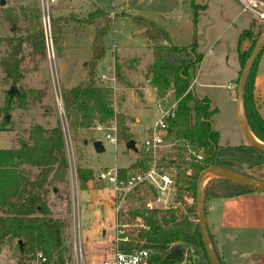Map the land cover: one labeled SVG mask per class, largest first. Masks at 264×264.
<instances>
[{
	"label": "trees",
	"instance_id": "obj_1",
	"mask_svg": "<svg viewBox=\"0 0 264 264\" xmlns=\"http://www.w3.org/2000/svg\"><path fill=\"white\" fill-rule=\"evenodd\" d=\"M197 13L198 8H195L194 23H196ZM98 14L104 16L101 10H96L93 16ZM2 20L14 31L12 37L6 38L5 54L0 53V68L5 73V80L16 85L24 73L23 64L26 56L33 61L47 58L40 10L38 7H27L22 8L18 13L13 8H2ZM62 21H68V19H53L56 45L61 32L59 23ZM134 21L137 26L146 29L145 34L152 45L154 62L147 68L146 79L157 91L160 101L166 100L169 96L173 101H177L176 118L171 122L170 130L176 146L173 157L167 160L177 161L175 166L181 172L178 178L181 184L178 188L179 192H192L196 202L200 173L213 166L225 168L215 160L219 148V133L213 128V116L216 109H211L209 100L199 99L189 90L203 55L197 52L196 38L191 46H177L172 42L169 33L155 22L139 17ZM257 23L253 24L251 30L244 31L239 36L240 71L237 83L264 32V22ZM109 30L108 23L96 32L87 76L76 87L62 92L63 101L69 127L76 136L80 131H88L96 124L115 120L117 139L129 142L132 137L128 135L125 118L118 114L113 106L114 90L100 83L99 65L106 57L107 48L104 37ZM244 42L249 43V48L246 50L242 48ZM261 54L254 63L245 87L244 109L252 133L264 143V119L254 99V80ZM116 68L119 70L120 66L116 64ZM117 78L120 77L117 76ZM16 98L24 102L26 93L21 91ZM13 101V98L8 95L7 113ZM6 122L5 119L4 123ZM188 148L201 154L202 160H197L194 155L189 154ZM255 152L263 153L258 149H255ZM184 160L187 161L185 166L181 164ZM142 166L143 162L139 160L134 165V169ZM27 168L38 170L34 179L27 174ZM188 169L192 172L189 176L186 175ZM68 171L66 142L60 123L51 129H45L39 124L34 125L29 132V142H21L18 149H0V211L2 213L0 253L5 246L15 244L23 257L32 255L34 258L38 253H42L48 261L54 257L57 264L66 263L67 249L64 239L66 223L64 219L54 216L47 196L49 188L68 184ZM125 174L126 171H121L122 176ZM243 175L264 182V179ZM77 176L80 189L88 190L89 182L94 180L93 170L79 167ZM216 180L229 185L231 190L220 192L216 191V187L212 188V191L206 189V201L211 198L234 197L258 192L223 179ZM193 211L197 212L196 206ZM142 213L141 209H137L130 214L136 218L142 216ZM150 213L158 221V225L140 231L130 238V242H120L119 251L134 253L144 248L151 252L150 261L153 264H178L183 259L167 260L166 256L175 246L183 244L189 248L190 264H199L200 259L203 260V264H211L201 236L199 222L193 229L181 224L177 209L167 212L151 210ZM218 260L220 264H223L220 258Z\"/></svg>",
	"mask_w": 264,
	"mask_h": 264
},
{
	"label": "rangeland",
	"instance_id": "obj_2",
	"mask_svg": "<svg viewBox=\"0 0 264 264\" xmlns=\"http://www.w3.org/2000/svg\"><path fill=\"white\" fill-rule=\"evenodd\" d=\"M6 2L7 5L4 8H13L18 13H20L22 8H32L38 5L37 0H6ZM2 8L0 6V53L4 55L7 49L6 38L13 36L14 29L10 28L2 20ZM96 10H101L104 16L100 14L93 16ZM178 14L175 0H143L142 3L139 0H72L65 7L55 9L54 18L68 19V21L59 23L61 32L58 36V45L55 44V58L49 60L47 57L46 60L33 61L26 56L23 64L24 73L20 82L16 85L5 80V73L0 68V149H17L21 142H29V132L34 125H55L60 118L55 94L58 89L65 91L61 83V65L74 70L82 59H87V68L91 58L92 43L98 29L108 23L110 25V30L104 37V43L107 48L106 57L103 61L105 64L113 60V47L115 46L119 53H124L131 57L139 56L142 61H149L152 53V50L148 48L150 45L149 40L145 33H137L141 28L135 23V18H145L157 23L166 22L172 18L176 19ZM54 32L53 26V36L55 35ZM116 51L114 52L118 54ZM133 61H136V58ZM56 68L58 78H56ZM79 68L85 69L81 65ZM71 73L73 74L74 71H71ZM101 85L103 86L104 84L101 83ZM12 86L17 87L18 94L21 91L25 92L26 98L24 102H21L16 98L18 94H14L12 97L14 101L9 107V113H7V96ZM115 88H113L114 92ZM234 90L235 87L232 86V92ZM220 94L223 110L216 118V122L217 127L222 129V137L219 138V148L215 160L227 165V169L231 171L264 179V167L253 171L250 168L264 159V153L254 155L253 148L247 144L242 134V129H240L235 99L228 97L227 90L220 92ZM165 102H173L171 96ZM114 105L115 98L113 96ZM231 110H234V117L230 118L228 114ZM7 116H9V120L6 119ZM5 119L7 120L6 123H4ZM84 136L87 135L84 134ZM175 143L173 136L169 134L166 138L165 146L160 149L157 155L156 161L159 164L167 166L165 164L166 159L173 157ZM67 145L70 146L69 142ZM104 145L106 148L105 152L90 157L94 162L93 166L97 175L101 169L114 166L118 154L122 158L124 157L122 156L121 146L115 147V144L109 140L104 141ZM67 152H71V149ZM73 152L75 166L78 169L82 166L79 161L78 150L74 145ZM139 155V160L143 163L146 160V156H149L143 150H139ZM131 162L132 160H128L127 164ZM118 165L120 167L125 166L126 162L119 160ZM26 170L31 179H34L38 173L35 168H27ZM70 172L72 170L69 165V176ZM96 177L94 176V180L90 181L93 185L91 190H81L80 187L79 190H76L75 194L79 196L78 200L76 197L75 204L71 179L69 180L70 184L58 185V187H51L48 190L47 200L54 216L64 219L66 223L64 228L65 247L67 249L65 264L75 263L76 245L78 252L80 253L81 251L83 253V264H100L104 259L112 258L120 243H116L115 234L116 224L121 215H123L122 219L126 220L123 223H127L130 226L125 229L129 237L133 238L140 232L141 229L134 225L136 218L140 216L133 218L130 214L137 209L148 210L149 212L151 210L167 212L170 210L168 209L170 203L174 206L172 210L177 209L178 220L181 224L191 229L198 224V212L193 211L196 202L188 204L184 200L185 194L193 197L192 192L180 193L178 190L177 195L169 199L170 201L166 204L162 202V199L159 203L155 202L158 196L154 190L140 188L121 201L120 214H116L113 205V193L103 192V184L96 180ZM177 184L179 188L181 186L179 180ZM214 187L217 188L216 191L220 192L231 190L229 185H224L216 179L205 183V190L212 191L211 189ZM56 189L58 193H55ZM90 191L94 192L93 196H90ZM90 202L94 204L91 209L88 208ZM151 202L153 203L152 209L148 207ZM207 207L209 220L215 223L216 229L222 228L219 232L221 237L229 238L227 230L231 226L242 227L235 234L241 236L243 245L235 249L226 247L228 255L232 256L231 252L233 251L243 253L244 259L248 258V264H253L252 259L249 258L251 252L258 250L263 251L264 254V242L261 240L264 237V230L262 231L260 228L262 225L261 218H264V214L262 213L261 217L255 214L259 210H255L257 204H254L251 198L239 197L229 200L213 198L207 201ZM125 214H127L126 217L124 216ZM1 216L2 213L0 211ZM229 232L235 231L230 230ZM185 247L188 252L189 248ZM198 262L203 264L202 259ZM0 264H40V261L37 256L34 258L32 255L23 257L16 245L11 244L2 249ZM44 264H57V262L52 257ZM228 264L237 263L232 260Z\"/></svg>",
	"mask_w": 264,
	"mask_h": 264
},
{
	"label": "crops",
	"instance_id": "obj_3",
	"mask_svg": "<svg viewBox=\"0 0 264 264\" xmlns=\"http://www.w3.org/2000/svg\"><path fill=\"white\" fill-rule=\"evenodd\" d=\"M176 11L179 12L176 19H169L166 22H155L158 26L165 29L172 42L177 46L188 47L191 46L196 38L197 52L203 55V60L196 70L195 80L192 87L193 94L199 99H207L210 101L211 109L215 108L216 113L213 116V128L219 133V138L222 137V129L217 127L216 118L222 113L223 103L220 99V92L228 91V97L234 98L236 101V110L238 115L237 104V78L240 71V63L238 57V41L242 32L251 30L254 23H263L256 20L251 12L245 11L243 5L239 0H175ZM140 3L143 0H139ZM198 8L196 23H194V11ZM126 13V12H125ZM257 21V22H256ZM257 23V24H258ZM141 28V27H140ZM143 29V28H141ZM139 29V30H141ZM138 30V31H139ZM138 33V32H137ZM264 33V32H263ZM140 34V33H139ZM150 44V43H149ZM149 49L152 50L150 44ZM244 50L249 48V43L244 42L242 44ZM117 50L116 54L114 51ZM153 53V51H152ZM149 61H142L139 56L131 57L124 53H119L118 49L113 47V60L108 64L102 62L100 64V74L111 77L114 73L116 75V82L114 83L115 92V111L124 116L126 127L128 129V135L132 137L134 145L130 148L127 147L128 142L117 140L115 147L122 148V156L117 155L115 165L101 169L100 172L106 169L116 168L121 171L130 173L136 171L134 165L139 161V143L145 139L150 132L151 126L157 117L156 105L159 102L157 91L151 86L150 82L146 79L147 68L154 62L153 54ZM117 58V59H116ZM136 58V61L133 59ZM87 59H82L79 65H76L74 70L72 68H65L61 65V83L64 90H69L76 87L83 82L87 76ZM131 61H133L131 63ZM116 64L120 66L119 70L116 68ZM83 66L85 69L79 68ZM71 71L74 73L72 74ZM56 78H58L56 68ZM100 75V76H101ZM119 76L120 78H117ZM231 88L229 90L228 88ZM232 86L235 87L232 92ZM60 87V85H59ZM113 87V88H114ZM61 88V87H60ZM62 90V89H61ZM63 91V90H62ZM230 92L233 96H230ZM254 99L258 104L260 115L264 119V49L257 64V73L254 80ZM232 109V108H231ZM234 110L229 111V116L234 117ZM239 122V118H238ZM58 123L61 124L60 119L57 120L55 125H42L45 129H51ZM240 126V123H239ZM62 127V125H61ZM63 129V128H62ZM241 129V126H240ZM64 132V130H63ZM86 134L87 136H84ZM243 134V131H242ZM73 136V137H72ZM66 151L71 149V152H67V157L71 169H76L75 157L73 152V145L78 150L79 161L84 168L92 169L94 176L96 170L94 168V162L90 158L92 155L102 152H96L93 143L97 140L103 142L104 151H106L104 141H107L105 132L97 131L94 128L88 131H80L77 136L71 131L69 127L68 133L64 132ZM74 139V140H73ZM70 144L68 146L67 144ZM130 142V141H129ZM69 147V150H68ZM18 149V148H17ZM254 155H261L262 153L255 152ZM264 153V152H263ZM124 160L125 166H119L118 161ZM128 160H132L128 163ZM216 163L227 168L224 163L216 161ZM264 166V159L257 162L256 165L250 167L253 170H257ZM248 169V168H247ZM242 174V173H241ZM72 174L67 176L68 184L70 179L72 183L73 201L76 203V183L72 181ZM98 180V179H96ZM55 193H58L57 189ZM79 193V191H78ZM92 191L89 192L90 196H93ZM97 195V193H96ZM76 196V197H75ZM251 198L254 204H257L255 210H259L255 213L261 217L264 214V193L252 192L242 194L234 197H221L224 199H237V198ZM213 199V198H211ZM216 199V198H215ZM93 202L88 204V208H93ZM208 207L206 201V221L208 232L215 249V252L222 261L223 264H228L232 260L237 264H248V258L244 259V254L240 252H231L228 255L225 249L231 247L235 249L238 246L243 245L241 242V236L235 234L238 229L234 226L229 228V238L221 237L219 233L222 228L216 229L215 223L208 218ZM261 230H264V218H261ZM224 227V226H223ZM258 228V229H260ZM230 230L235 232H229ZM264 242V237L261 238ZM236 254V255H233ZM253 264H264L263 251H253L250 253V257Z\"/></svg>",
	"mask_w": 264,
	"mask_h": 264
},
{
	"label": "built area",
	"instance_id": "obj_4",
	"mask_svg": "<svg viewBox=\"0 0 264 264\" xmlns=\"http://www.w3.org/2000/svg\"><path fill=\"white\" fill-rule=\"evenodd\" d=\"M38 9L40 10L41 16V28L44 34V43L46 48V54L49 60L55 58V41L53 36V13L55 9L65 7L72 0H37ZM243 5L245 11L251 12L256 20L264 22V0H239ZM100 82L105 86L114 87L116 82L115 73L111 76H100ZM194 82L190 86L189 90L192 91ZM231 90L230 86L228 88ZM56 103L58 108V113L60 116V121L62 128L65 133L69 131V120L66 114L63 93L60 89L56 91ZM230 96H233V93L230 92ZM172 103V104H171ZM177 101L165 102V100H159L156 105L157 118L151 126L150 132L147 137L140 143L138 147L139 150H143L148 157L143 163V166L138 168L136 171L126 173L125 176L121 175L120 170L106 169L99 173L98 181L103 184V192H112L113 193V205L116 214H120L121 210V201L135 193L140 188H149L154 190L158 197H156V203H159L162 199V202L168 204L169 199L173 198L174 195H177L178 191V178L181 172L172 164V160L168 161L166 159L164 166L159 164L156 159L160 149L165 146L166 138L170 134L171 122L176 118ZM97 131L105 132V137L110 142H117V123L115 120H112L105 124H96L93 127ZM176 146V143H175ZM188 153L196 157L197 160H202V155L197 154L191 151L188 148ZM187 162V161H186ZM72 172V181L76 183V188L78 189V176L76 169H71ZM192 172L190 169L186 171V175H191ZM76 197V196H75ZM78 200V196H77ZM184 200L190 204L194 203L195 199L187 194L184 195ZM152 202L148 204V207L152 209ZM168 209H174L173 204L169 203ZM123 215L118 218L116 224V234L115 241L118 242H128L131 237L126 233L128 227L126 221L122 219ZM125 217L127 214L124 215ZM134 225L141 230H148L149 227L146 224L143 216L137 217ZM140 230V231H141ZM114 252L112 258L104 259L100 264H153L150 261L152 256L151 252L147 249L141 248L134 253H125L121 252L118 249ZM80 251V250H79ZM76 260L74 264H83L84 258L83 253L78 252L77 245L75 248ZM37 259L40 261V264L47 262V258L43 256L42 253L37 254ZM183 261L178 264H190L188 260V252L182 258Z\"/></svg>",
	"mask_w": 264,
	"mask_h": 264
},
{
	"label": "water",
	"instance_id": "obj_5",
	"mask_svg": "<svg viewBox=\"0 0 264 264\" xmlns=\"http://www.w3.org/2000/svg\"><path fill=\"white\" fill-rule=\"evenodd\" d=\"M7 2L6 0H0V6L6 7ZM146 29H141L138 31V33H145ZM264 49V33L261 35L258 43L254 47L244 69L242 70V73L239 77L238 83H237V104H238V118L239 123L241 126V129L243 131V135L245 137V140L247 144L252 147L253 149H258L262 152H264V143L260 142L252 133L247 118L245 114L244 109V91L245 87L249 78V75L252 71V68L254 66V63L258 59L259 55L262 53ZM14 94H18L17 87L12 86L9 91V95L13 97ZM9 120V116L6 118ZM134 145L133 141H130L127 143V147H131ZM93 146L96 150V152H103V142L100 140H97L93 143ZM172 164H176V160H172ZM182 165H186V160L181 162ZM213 179H223L229 182H232L234 184H238L241 186H245L248 188H251L253 190H256L258 192L264 193V182L252 179L250 177H247L241 173H237L234 171H231L226 168H220V167H210L207 170L200 173L198 177L197 182V200H196V206H197V212H198V222H199V228L201 231V236L205 245L206 253L209 258V261L211 264H220L215 249L213 247L208 227H207V221H206V195H205V183L207 181L213 180ZM92 182H89V189H92ZM143 218L146 221V224L149 228L154 227L158 225V221L153 217V215L148 211L144 210L142 213ZM187 252V248L183 244H179L175 246L171 252L166 256L167 260H174V259H182L184 255Z\"/></svg>",
	"mask_w": 264,
	"mask_h": 264
}]
</instances>
